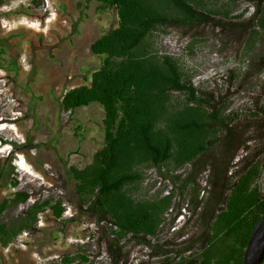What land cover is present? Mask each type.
<instances>
[{"label": "trees", "instance_id": "1", "mask_svg": "<svg viewBox=\"0 0 264 264\" xmlns=\"http://www.w3.org/2000/svg\"><path fill=\"white\" fill-rule=\"evenodd\" d=\"M94 1L95 11L111 12L114 22L90 43L100 64L59 103L64 112L97 103L102 142L84 167L64 164L59 188L75 214L98 228L109 264H127L129 244L150 249L161 264H242L264 212V100L242 112L229 99L230 88L242 90L247 76L264 74V0H246L254 5L247 17L245 9L238 11L242 0ZM173 27L193 35L211 27L219 41L238 43L245 66L230 69L225 92L197 88L178 57L160 52L155 37ZM200 40L195 36L188 47ZM149 168L171 188L157 180L144 187ZM10 184L15 187L16 179ZM30 198L25 190L3 197L0 219ZM63 204L59 196L34 199L20 215L0 220V245L35 231L46 210L61 218ZM181 209L188 211L181 228L195 217L198 231L173 249L158 237ZM76 261L89 259L60 257L62 264Z\"/></svg>", "mask_w": 264, "mask_h": 264}, {"label": "rangeland", "instance_id": "2", "mask_svg": "<svg viewBox=\"0 0 264 264\" xmlns=\"http://www.w3.org/2000/svg\"><path fill=\"white\" fill-rule=\"evenodd\" d=\"M95 6L94 0H39V4L0 0V117L6 121L0 123V132L4 127L0 139L6 137L10 143L0 147V200L13 190L31 193L28 201L8 210L0 220L20 215L34 199L50 197L54 202L59 196L65 206L59 219L50 210L39 214L36 230L21 235L23 246L13 242L6 248L11 259L8 264H62L60 257L70 253L89 259L71 264H109L98 228L86 215L75 214L59 188L64 164L84 167L102 142L103 111L97 103L70 112L62 111L59 103L65 90L82 84L100 64L89 46L114 22L111 12L99 15ZM243 9L247 17L254 5L242 0L238 11ZM195 31L200 35L173 27L154 40L160 52L180 59L197 88L225 92L230 85V69L245 66L240 47L237 42L219 41L211 27ZM195 36L201 40L188 47ZM241 87L230 88L232 109L244 112L255 101L264 100V74L247 76ZM12 178L17 181L15 187L10 184ZM155 180L171 188L153 168L147 169L144 187ZM200 195L205 198L207 189ZM180 213L158 237L161 243L170 241L173 249H179L182 241L198 231L195 217L181 228L188 211L181 209ZM73 214L74 219L68 220ZM127 249V264H161L150 249L131 244Z\"/></svg>", "mask_w": 264, "mask_h": 264}, {"label": "water", "instance_id": "3", "mask_svg": "<svg viewBox=\"0 0 264 264\" xmlns=\"http://www.w3.org/2000/svg\"><path fill=\"white\" fill-rule=\"evenodd\" d=\"M264 261V212L249 237L242 264H262Z\"/></svg>", "mask_w": 264, "mask_h": 264}, {"label": "crops", "instance_id": "4", "mask_svg": "<svg viewBox=\"0 0 264 264\" xmlns=\"http://www.w3.org/2000/svg\"><path fill=\"white\" fill-rule=\"evenodd\" d=\"M9 245L7 247H3L0 245V264H8L11 261L9 257L7 258L6 254V248H8Z\"/></svg>", "mask_w": 264, "mask_h": 264}, {"label": "clouds", "instance_id": "5", "mask_svg": "<svg viewBox=\"0 0 264 264\" xmlns=\"http://www.w3.org/2000/svg\"><path fill=\"white\" fill-rule=\"evenodd\" d=\"M0 123H1V124H5L6 121H3V118L0 117ZM3 130H4V127L2 128V131H3ZM2 131L0 132V135H2V133H3ZM2 139H3L2 141H1V139H0V147H2V146H6V145H9V144H10L9 141H8V138L3 137Z\"/></svg>", "mask_w": 264, "mask_h": 264}, {"label": "built area", "instance_id": "6", "mask_svg": "<svg viewBox=\"0 0 264 264\" xmlns=\"http://www.w3.org/2000/svg\"><path fill=\"white\" fill-rule=\"evenodd\" d=\"M21 235L27 236L28 235V232L27 231H24L20 235L17 236L15 242H17L19 246H23V239H21Z\"/></svg>", "mask_w": 264, "mask_h": 264}]
</instances>
